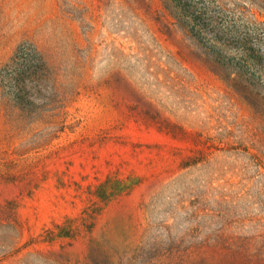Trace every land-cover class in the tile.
<instances>
[{"label": "rangeland", "instance_id": "1", "mask_svg": "<svg viewBox=\"0 0 264 264\" xmlns=\"http://www.w3.org/2000/svg\"><path fill=\"white\" fill-rule=\"evenodd\" d=\"M0 264H264V0H0Z\"/></svg>", "mask_w": 264, "mask_h": 264}, {"label": "trees", "instance_id": "2", "mask_svg": "<svg viewBox=\"0 0 264 264\" xmlns=\"http://www.w3.org/2000/svg\"><path fill=\"white\" fill-rule=\"evenodd\" d=\"M212 3V2H211ZM201 10H203V13H201V11L199 12V13H195L194 15H193V22L194 23H196V27H199V30H201V31H206V29L205 28H207L208 27V25L209 24H207L205 21H204V19H202L206 14H208V13H210V9H209V7L208 6H206V5H204L202 8H201ZM197 14V15H196ZM211 17V19H210V21L211 22H213L215 19V17L214 16H210ZM199 23V24H198ZM198 24V25H197ZM209 32H211V30H209ZM218 37H220L219 35H214V37L213 38H216V39H213V42L215 43V44H213L214 46L212 47V48H210L209 50H210V54H214V53H216L217 55H219V53L221 52V49H219L220 48V46H225L224 44L225 43H222L221 42V40L218 38ZM226 47H227V45H226ZM24 51H26V48L24 49ZM23 51V52H24ZM221 55V54H220ZM208 56H209V53H208ZM221 58L219 57V60H220ZM220 62V61H219ZM214 63H216V64H219L217 61H214ZM25 75H26V72L24 71V72H22V71H20L19 69H14V70H12V72H9V74H7L6 76L12 81V83L13 82H15L17 85V87L15 86V88H18L19 86H23L24 87V81H25ZM8 79V80H9ZM22 87V88H23Z\"/></svg>", "mask_w": 264, "mask_h": 264}]
</instances>
